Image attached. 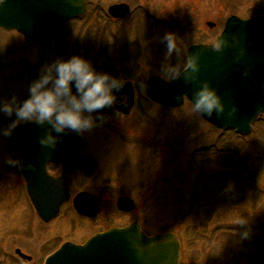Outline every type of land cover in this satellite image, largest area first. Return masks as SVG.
<instances>
[{
  "label": "rangeland",
  "instance_id": "1",
  "mask_svg": "<svg viewBox=\"0 0 264 264\" xmlns=\"http://www.w3.org/2000/svg\"><path fill=\"white\" fill-rule=\"evenodd\" d=\"M87 1L90 8L82 20L52 28L39 43L25 46L16 32L0 31V100L15 96L23 101L46 65L72 56L87 59L98 72L132 82L142 107L124 114L112 105L91 114L95 125L82 133L88 139L86 164L96 169V154L102 164L93 179L85 180L83 171L69 177L73 187L85 184L134 200L142 207L141 221L149 234L177 235L182 264H250L248 252L251 264H264V119L255 123L251 136L237 137L205 123L188 102L164 109L149 103L145 94L151 77L166 79L169 72L178 75L187 66L191 45L215 43L230 16L264 14V0ZM121 3L130 5L131 15L113 21L108 9ZM169 34L176 42L171 54L164 39ZM12 119L0 116V129ZM10 138L0 136V196L9 207L0 209V232L3 227L16 233L26 231L30 214L12 176ZM110 208L114 225L133 219L128 213L115 215L114 202ZM71 209L65 207L58 221L64 241L73 240L69 236L75 228L66 227ZM40 229L49 236L50 229ZM205 239H211V249Z\"/></svg>",
  "mask_w": 264,
  "mask_h": 264
},
{
  "label": "water",
  "instance_id": "2",
  "mask_svg": "<svg viewBox=\"0 0 264 264\" xmlns=\"http://www.w3.org/2000/svg\"><path fill=\"white\" fill-rule=\"evenodd\" d=\"M86 7L85 0H2L0 27L17 30L28 41H35L52 21L62 24L76 19L83 15ZM129 12V6L125 4L109 9V13L115 18L125 17ZM225 41L226 46L218 51L217 46ZM217 46L199 45L189 49V67L183 73L189 70L191 57L198 56L197 83L187 84L181 78L170 84L162 79L152 78L147 86V94L153 101L175 108L184 104V96L190 100L199 84L207 81L222 97L226 111L219 117L201 114L203 118L218 128L249 135L255 118L264 113V16L249 20H242L237 16L229 18ZM114 95L128 96L129 101L117 108L128 114L134 100L131 84L124 83L123 88L114 92ZM233 109L234 115L229 116ZM48 132L47 127L34 123L24 124L17 131L20 166L28 180V191L33 203L45 220L57 215L59 206L68 196L62 178L57 181L46 177V163L52 159L60 160L67 172L73 167L63 158L68 157V152L73 155L78 151V136L74 133L61 135L55 148L43 147L40 140ZM38 156L39 159H36ZM52 197L56 200L53 201ZM46 204L51 206L45 209ZM78 204L79 199L75 204L79 209ZM118 206L126 211L134 207L133 202L127 199L119 200ZM54 207L57 209L56 213L53 211ZM96 244L106 245L107 253L111 255V264H178L179 243L174 235L166 234L149 239L137 225L113 229L99 235L85 248L67 244L51 258L49 264L56 263L64 253L71 255L68 257V264H75L77 253L83 249L91 250Z\"/></svg>",
  "mask_w": 264,
  "mask_h": 264
},
{
  "label": "clouds",
  "instance_id": "3",
  "mask_svg": "<svg viewBox=\"0 0 264 264\" xmlns=\"http://www.w3.org/2000/svg\"><path fill=\"white\" fill-rule=\"evenodd\" d=\"M164 39L171 54L176 50L175 38L169 34ZM225 46L226 41L218 45L217 50ZM198 60V56L191 57L187 72L182 75L169 72L166 79L175 81L182 78L187 84L197 83ZM123 86L122 80L98 72L90 61L81 56L57 59L46 65L39 77L30 83L26 99L20 101L12 96L0 100V116L14 118L7 128L0 129V136L12 135L20 124L34 123L49 129L40 144L55 148L61 135L82 134L93 128L95 120L91 114L112 106L116 102L114 92ZM190 103L192 111L207 117L223 116L226 111L222 97L207 81L199 84L190 97ZM234 113L235 109L228 115Z\"/></svg>",
  "mask_w": 264,
  "mask_h": 264
},
{
  "label": "flooded vegetation",
  "instance_id": "4",
  "mask_svg": "<svg viewBox=\"0 0 264 264\" xmlns=\"http://www.w3.org/2000/svg\"><path fill=\"white\" fill-rule=\"evenodd\" d=\"M1 30L6 31L0 28V31ZM45 36L46 34L41 36L38 43L41 42V40ZM19 37H20V41L24 43L25 46L27 45L30 46V43H27L23 36L19 35ZM44 48L45 46H43L42 52H41L43 56L45 52ZM118 99L125 101V98H118ZM113 105H115V103ZM139 107L140 108L142 107V101H136L135 108H139ZM10 136H11L10 139L13 145V161L16 162L13 164L14 170L12 171V176L16 178L15 180H18V183L21 186L23 198L29 209L30 217L28 218L26 231L16 232V233H19L18 239H17V234L15 233V230L13 231V230L6 229L9 231L4 232L5 228L3 227L1 228L2 231L0 233H3V236L0 238V264H45L47 259L67 241L82 245V244H85L93 236L102 234L110 230L111 228H114V227L124 228V227L130 226L131 224L135 222H137L141 226V229L148 236H154V235L161 234V233L149 234L148 231L144 229L142 221H141L142 207L138 206L137 203H135L136 206L133 212H125V213L120 212L116 206L117 213L115 212L116 213L115 215L122 216L128 213V215H131L133 217V219L129 223L120 226V225H114L110 222V219H111L110 215H112L110 204L114 202L117 205V201L119 198L126 197L123 194L122 195L120 194L112 195L111 193L107 194V191H106V194H103L102 191H97V190L95 191V189L87 188L85 184H76L75 185L76 188L73 187L74 185H72L71 181L69 180V177L75 175L79 171H83L85 180L93 179L94 175L100 169V164H102L101 162L102 156H99L98 154H96L95 157H93L92 159L93 162L95 163V166H97L96 169H94V167H91L89 163H88L89 165L86 164L87 154L85 153V149H86L85 146H87V143H88V139L86 136H85V144L82 149L76 169H74L71 172L66 173L63 176V181L69 189L70 200L68 202H65L62 205L60 212H59V216L57 218L50 220L48 222L41 219L36 214L35 210L33 209L30 198L27 195L26 182L19 170L18 163H17L18 149L16 148L15 136L13 135V133ZM107 160H113V159L109 158ZM47 171L49 175L53 178H59L63 175V168L58 162L49 163L47 165ZM9 173H11V171ZM0 178L4 179V177L2 176ZM0 191H1L0 192L1 194L2 190L0 189ZM81 193H88L94 197L96 206L99 209V212L95 214L94 216L81 215L73 207V199ZM3 197H4L3 195L0 196V209H8L9 208L8 203ZM67 206H72L73 209L70 210V213L72 214V216H71L70 222L67 224L66 227L70 230H72L73 228L75 229H73L71 235L69 236L73 240L70 239V240L64 241L63 237L61 236V231L63 228L59 227L58 221L62 216L64 208ZM40 226L45 230L50 229L51 232L48 233L49 235L48 237L44 235L45 234L44 230L40 229L39 231ZM166 232H169V231H166ZM41 233L42 234L44 233L42 237L39 236ZM213 236L214 235H212L211 238ZM39 239H43V241L39 243ZM205 245L209 246L211 249L212 247L211 239H205ZM217 248L223 249L219 247ZM27 249L30 252H27ZM181 249L183 250V246L181 247ZM182 250H181L180 264H182V256H183ZM245 256L249 257V259L251 258L249 260L251 264V260L253 262V257L250 255L249 252ZM233 258H235V256Z\"/></svg>",
  "mask_w": 264,
  "mask_h": 264
}]
</instances>
